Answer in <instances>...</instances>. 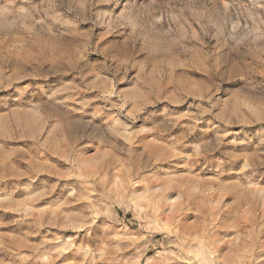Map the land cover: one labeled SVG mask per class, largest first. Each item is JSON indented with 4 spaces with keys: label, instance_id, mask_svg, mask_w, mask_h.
I'll return each instance as SVG.
<instances>
[{
    "label": "rangeland",
    "instance_id": "obj_1",
    "mask_svg": "<svg viewBox=\"0 0 264 264\" xmlns=\"http://www.w3.org/2000/svg\"><path fill=\"white\" fill-rule=\"evenodd\" d=\"M254 190L264 0H0V264H264Z\"/></svg>",
    "mask_w": 264,
    "mask_h": 264
},
{
    "label": "bare ground",
    "instance_id": "obj_2",
    "mask_svg": "<svg viewBox=\"0 0 264 264\" xmlns=\"http://www.w3.org/2000/svg\"><path fill=\"white\" fill-rule=\"evenodd\" d=\"M149 186V185H148ZM168 188H169V184H164V185H155V186H153L152 188L151 187H147V189H146V192H144V193H142V194H135L134 193V196L136 197V199H139L140 201H144V198L147 196V192H149V194H151L152 196H156V195H158L159 197H160V201H161V206H160V209H161V211H162V213H163V217L160 219V221L162 222V223H164V224H166V225H173L174 226V228L177 226V225H180L181 226V229H182V231H183V233L185 234V238H186V236L188 235V237H191V238H194V239H196V240H198L197 239V237H198V234H197V232L196 231H193V232H187L186 230H185V228H184V226H182L181 225V223H182V216L184 215V210H185V208H186V203L185 202H182V195H181V193L179 192V193H177V197L176 198H174V197H172L171 196V194H172V192H168L167 193V190H168ZM122 190H124V189H122ZM121 190V191H122ZM254 193L256 194V195H259V197H261L262 199H264V195L262 194V192H261V190H254ZM161 194V195H160ZM145 196V197H144ZM144 197V198H143ZM157 197V196H156ZM155 197V198H156ZM148 199V197H146L145 198V201ZM157 200H159V199H157ZM153 202V199L152 198H150V199H148L147 200V203L148 204H151ZM156 204V203H155ZM158 204H159V202H158ZM157 204V205H158ZM151 206V205H150ZM153 208V207H152ZM167 212H168V214H167ZM175 230H179V229H177V227H176V229ZM189 233H191V234H189ZM200 236V235H199ZM201 236H202V234H201ZM204 236H205V234H204ZM187 237V238H188ZM203 238V237H202ZM205 238V237H204ZM187 240V239H186ZM191 240H193V239H191ZM188 241H190V240H188ZM206 241V240H205ZM217 242V244H219V243H221L222 242V240L220 239V241H216ZM217 244H216V246H217ZM223 244V243H222ZM216 246H214L212 249L210 248V251H209V255L210 256H213V258L214 259H217L218 261L220 260V255L218 254V251L217 250H215L214 248L216 247ZM219 246V245H218ZM218 246H217V248H218ZM195 249V248H194ZM200 250V249H199ZM241 251H246V248H244V247H242L241 248ZM240 251V252H241ZM200 254H199V256L200 257H202L203 255H202V252H200V251H198ZM238 252V251H237ZM239 252V253H240ZM244 253V252H243ZM242 254V253H241ZM240 254V255H241ZM239 259V258H238ZM239 261V260H238ZM219 263V262H218ZM219 264H226V262H222V263H219ZM233 264H235V263H233ZM238 264V263H237Z\"/></svg>",
    "mask_w": 264,
    "mask_h": 264
}]
</instances>
